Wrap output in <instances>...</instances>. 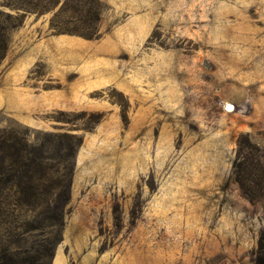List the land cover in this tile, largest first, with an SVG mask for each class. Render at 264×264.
I'll list each match as a JSON object with an SVG mask.
<instances>
[{
    "label": "rangeland",
    "instance_id": "obj_1",
    "mask_svg": "<svg viewBox=\"0 0 264 264\" xmlns=\"http://www.w3.org/2000/svg\"><path fill=\"white\" fill-rule=\"evenodd\" d=\"M11 1L0 257L255 264L264 199L232 165L240 138L264 161V0Z\"/></svg>",
    "mask_w": 264,
    "mask_h": 264
},
{
    "label": "trees",
    "instance_id": "obj_2",
    "mask_svg": "<svg viewBox=\"0 0 264 264\" xmlns=\"http://www.w3.org/2000/svg\"><path fill=\"white\" fill-rule=\"evenodd\" d=\"M44 0V4L37 6L38 8L27 7L26 12L37 11L39 13L48 11L53 6L54 2ZM3 9H0V23L5 27L18 28L21 26L22 16H13L4 9L18 10L22 8L20 4L13 3L11 0H4L1 4ZM25 11V10H24ZM7 29V28H5ZM4 28L0 29V63L5 57L8 42ZM237 153L232 165V178L237 185L241 195L248 202L254 203L264 199V161L263 154L258 147L247 143L243 144L240 140L237 142ZM18 153V150H17ZM30 165H28L29 167ZM24 168V158L17 156V158L6 162L0 160V175L6 176L8 172H13L14 177H20L19 171ZM5 182V181H4ZM20 253L12 252L7 249L4 250L2 257H0V264H42L40 259L24 260L19 256ZM255 264H264V239H260L258 253L256 255Z\"/></svg>",
    "mask_w": 264,
    "mask_h": 264
}]
</instances>
